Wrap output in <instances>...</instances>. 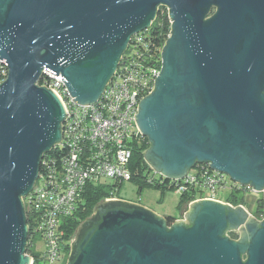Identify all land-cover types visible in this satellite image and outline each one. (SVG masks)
Listing matches in <instances>:
<instances>
[{"label":"water","instance_id":"obj_1","mask_svg":"<svg viewBox=\"0 0 264 264\" xmlns=\"http://www.w3.org/2000/svg\"><path fill=\"white\" fill-rule=\"evenodd\" d=\"M160 7L170 35L134 114L149 141L146 163L168 180L204 162L264 188V0H0L8 68L0 83V264L31 262L22 198L62 136L66 109L40 78L60 74L73 101L94 102ZM93 216L66 264H264V218L246 240L225 235L236 222L249 229L253 217L240 204L198 199L184 213L189 224H168L142 205L108 198Z\"/></svg>","mask_w":264,"mask_h":264},{"label":"built area","instance_id":"obj_2","mask_svg":"<svg viewBox=\"0 0 264 264\" xmlns=\"http://www.w3.org/2000/svg\"><path fill=\"white\" fill-rule=\"evenodd\" d=\"M148 28L135 33L128 45L132 39L135 42H142V36L145 35L143 33ZM128 60L131 61L120 65L119 59L117 68L100 97L87 104H79L72 100L60 74L55 76L46 70L40 78L38 85L53 89L66 109V116L61 123V140L52 147L58 145L61 150L66 148V152L58 162H46L45 170L38 173L33 187L26 197L22 198L23 204L25 199L32 210L36 234L33 242L31 241V248L32 252L38 255L35 257L26 251L31 258L29 264H33L37 258L38 264L54 262L63 264V255L66 253L63 244L65 241L63 220L73 213L80 193L87 184L122 183L123 180L132 177L129 168L132 149L135 143L140 142L142 136L135 123L134 114L137 113L139 101L151 93L154 80L162 66L161 54L160 59L156 58L153 63H148L145 59L135 60L133 53L128 56ZM7 71V65L0 59V83L5 80ZM43 158L44 155L41 160ZM151 170L156 176L159 175ZM164 179L162 176L163 183ZM168 180L167 186L174 182L175 190L179 193L191 187L196 192L208 189L216 193L218 187L227 186L225 174L211 169L209 165L197 170H188L181 179ZM249 193L256 200L264 199V188L256 191L250 187ZM203 198L215 199L233 206L229 201L219 200L214 195L200 194L196 200ZM240 205L249 213L244 203ZM183 213L178 220L184 219ZM256 218L258 220L264 218V207ZM37 241L43 243L42 251L36 249Z\"/></svg>","mask_w":264,"mask_h":264},{"label":"trees","instance_id":"obj_3","mask_svg":"<svg viewBox=\"0 0 264 264\" xmlns=\"http://www.w3.org/2000/svg\"><path fill=\"white\" fill-rule=\"evenodd\" d=\"M170 33V21L168 17V12L165 7H160L155 15L154 20L151 23V26L145 31V35L142 36V42H135L134 39L131 40L126 49L122 53V57L120 58V65H124L128 63V56L133 53L135 55V60L137 59H145L148 63L155 62V59H160V49L166 42L168 35ZM151 56V57H150ZM119 68V67H118ZM149 147V141L146 136L140 137V142L138 144H134L132 149V157L131 162L129 164V168L131 170L132 177L135 182L138 184V191L140 192L142 188L146 185L152 186L159 189L170 188L175 190L176 186L174 182L169 184V180L164 179V183L161 181L162 177L156 176L154 172H152L149 165L146 163L144 159V151ZM66 148L63 150L58 147V145L52 149H50L47 153L44 154L43 160L39 164L38 173H42L46 168V162H58L61 160V157L65 154ZM149 170V171H148ZM146 172V173H145ZM120 183H89L87 184L83 191L80 193L79 200L77 201V206L74 208V211L71 215L64 218L62 227L64 229V250L67 253L70 248V240L73 237L75 231L82 221L90 217L96 206L104 201L105 198L112 197L118 198L115 195V191L118 190V186ZM195 189L188 188V190L179 193V200L177 209L179 214L182 215L183 210L185 209L189 200L195 198ZM227 201L232 204H240L243 203V197L241 195L232 192ZM24 201V211L27 225V242L26 243V251L30 252L33 256L37 257V253L32 252V242L36 237L34 231V220L32 218V210L25 201ZM264 207V199H257V208H256V216ZM179 215V216H180ZM168 223H172L176 217L165 216ZM32 241V242H31ZM33 264H38V258L34 259Z\"/></svg>","mask_w":264,"mask_h":264},{"label":"rangeland","instance_id":"obj_4","mask_svg":"<svg viewBox=\"0 0 264 264\" xmlns=\"http://www.w3.org/2000/svg\"><path fill=\"white\" fill-rule=\"evenodd\" d=\"M149 171V170H148ZM146 173V172H145ZM227 184L231 183L230 178L225 174ZM223 188L218 187L216 193L211 192L208 189H202L197 192V197L201 194L204 196L214 195L219 200H226L228 196L233 192L229 186ZM238 195L243 197V203L249 210V212L256 216L257 200L254 196L243 195L241 192H237ZM115 195L118 199H122L128 202L142 205L157 215L179 217V211L177 209L179 192L170 188L159 189L152 186H144L142 190L138 191V184L133 179L123 180L118 186V190L115 191ZM36 249L42 251L44 245L41 241H37ZM70 253V248L67 253L63 255V264L67 263ZM55 264V262H54Z\"/></svg>","mask_w":264,"mask_h":264},{"label":"flooded vegetation","instance_id":"obj_5","mask_svg":"<svg viewBox=\"0 0 264 264\" xmlns=\"http://www.w3.org/2000/svg\"><path fill=\"white\" fill-rule=\"evenodd\" d=\"M213 11H214V9L212 10V12ZM207 166H208V163L196 162L194 164V166L192 168H190L189 170H193V169H196L197 170V169H199L201 167H207ZM153 171H155V170H153ZM156 173L159 174L158 172H156ZM158 177H160V174L158 175ZM228 186L236 194H237V192H241L243 195H247V197H249V195H250L249 188L251 186L248 185V184L247 185H241L240 183L231 180V183ZM195 194L197 195V192H195ZM196 195H195V198H193V199H191V200L188 201L185 209L183 210L184 213L186 211H188V205L190 203H192L194 201H197L196 199L199 196L197 197ZM232 205H233L232 207H236L239 204H232ZM107 206H109V204H103V205L100 206V208H106ZM236 212L238 214L237 216L241 219V214L238 211H236ZM184 213H183V218H184ZM92 215L89 217L90 220H88L86 223H84L82 225L80 223V225L78 226L77 230L74 233L75 235H73L74 238H76L77 240L75 239L76 241H74V238L73 239L71 238V240H70V242H71L70 243V247H71L70 250H71V252L72 251L75 252L77 250V247L81 243L82 239L86 236V234H88V232L90 230H92L94 228V226H95V224L97 222V217H95V216L92 217ZM249 215H251L253 217V219H248L247 227H249V229L248 228L246 229L245 226H242L243 225V222L240 223V224H238L236 222V223L231 224L230 226H228V228L225 230V235H227L228 237H230L232 239H240V240H246V239H248V237H249L248 235L251 233V230L258 224L257 221H259L256 218V216L252 215L250 212H249ZM174 220H177V218L174 219ZM181 220H184V223L189 224V221L186 220L185 218L184 219H181ZM173 222L174 221H172V223Z\"/></svg>","mask_w":264,"mask_h":264},{"label":"clouds","instance_id":"obj_6","mask_svg":"<svg viewBox=\"0 0 264 264\" xmlns=\"http://www.w3.org/2000/svg\"><path fill=\"white\" fill-rule=\"evenodd\" d=\"M116 199H118V198H116Z\"/></svg>","mask_w":264,"mask_h":264}]
</instances>
